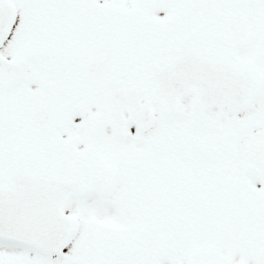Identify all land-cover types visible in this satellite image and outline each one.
I'll use <instances>...</instances> for the list:
<instances>
[{
    "label": "snow or ice",
    "instance_id": "6c2138e0",
    "mask_svg": "<svg viewBox=\"0 0 264 264\" xmlns=\"http://www.w3.org/2000/svg\"><path fill=\"white\" fill-rule=\"evenodd\" d=\"M0 264H264V0H0Z\"/></svg>",
    "mask_w": 264,
    "mask_h": 264
}]
</instances>
